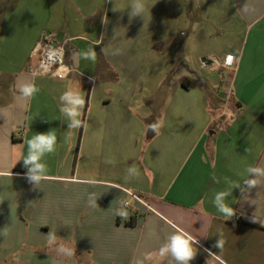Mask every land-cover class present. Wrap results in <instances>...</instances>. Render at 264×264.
<instances>
[{"label": "crops", "instance_id": "obj_1", "mask_svg": "<svg viewBox=\"0 0 264 264\" xmlns=\"http://www.w3.org/2000/svg\"><path fill=\"white\" fill-rule=\"evenodd\" d=\"M44 30L65 44L66 80L29 73ZM192 47L212 64L191 68ZM174 50L185 72L167 88ZM66 92L85 99L79 129ZM50 130V179L30 183L26 141ZM249 167L264 169V0H0V264H182L160 256L177 229L193 237L188 264H264V175Z\"/></svg>", "mask_w": 264, "mask_h": 264}, {"label": "clouds", "instance_id": "obj_2", "mask_svg": "<svg viewBox=\"0 0 264 264\" xmlns=\"http://www.w3.org/2000/svg\"><path fill=\"white\" fill-rule=\"evenodd\" d=\"M143 7V6H141ZM93 60H95V53L92 54ZM231 58V57H230ZM24 97H32L33 93L38 91L33 85L25 84L20 89ZM61 99L66 102V106L61 108L60 111L71 120L68 125L69 129H79L85 126L83 121L78 119L81 115V109L84 108L85 99L82 94H73L66 92L61 96ZM161 127V122L157 121L149 126L150 129L154 130L158 134V130ZM57 137L53 131L46 133H36L30 139L26 141L27 144V155L22 158L24 167L28 169L26 178L30 183L40 184L41 181L50 179L48 175V168L46 163L42 162L43 158L47 154L54 153L56 151ZM130 171L133 169H129ZM249 172H256L264 175V169L249 167ZM11 173H0V175H9ZM82 183L94 184L97 183L95 180L89 179L81 181ZM249 187L256 185V180L247 181ZM238 186V185H237ZM230 193L221 191L216 196V203L219 205L217 211L222 213L226 219H230L235 215L233 208L228 204L223 203L225 196ZM120 217L127 218L126 211L117 212ZM55 235L49 233L50 241L55 240ZM193 237L188 235L182 229H177L176 233L171 236L170 243L160 250V256H164L167 253L175 258L176 261L182 262V264H188V261L194 258L195 251L192 248L191 241ZM224 241L221 239L217 242L216 247L222 248ZM59 252L65 254V256L72 257L75 255V249L71 247H65L61 244Z\"/></svg>", "mask_w": 264, "mask_h": 264}, {"label": "built area", "instance_id": "obj_3", "mask_svg": "<svg viewBox=\"0 0 264 264\" xmlns=\"http://www.w3.org/2000/svg\"><path fill=\"white\" fill-rule=\"evenodd\" d=\"M31 57L37 58V64L29 69V73L34 77L49 76L66 80L74 72V69L66 62L65 44L57 42L48 30L43 31ZM232 64L233 62L230 65ZM19 137H24V133H21ZM125 192L130 199L143 202L133 191L125 190ZM130 204V200L124 201V206L128 207Z\"/></svg>", "mask_w": 264, "mask_h": 264}, {"label": "rangeland", "instance_id": "obj_4", "mask_svg": "<svg viewBox=\"0 0 264 264\" xmlns=\"http://www.w3.org/2000/svg\"><path fill=\"white\" fill-rule=\"evenodd\" d=\"M160 1H162V0H160ZM178 7H179V5H176L171 10L177 12L178 11ZM190 15H191V19H190V22H191L190 25L191 26L188 27V28H191V27H194V26H199L200 28L204 27L203 23H199V22L195 21V19L193 17V13H190ZM172 18L173 19H171V20H169V18H167L168 19V23H170V25H173V26L176 27V35L178 37H180L182 32L189 33V30H187L184 26H182V25L180 27L177 26L178 22H175V20H174V19H176L175 16H173ZM161 47H162V49H166L167 46L166 45H162ZM220 50H221V47H220ZM187 54H188V57H189V60H190V63H191L190 64L191 68H193L194 66H195V68H197V66H199L200 64L203 63V61H202L203 57H200L198 54H196L195 53V49H193V47L187 49ZM183 59H184V57L180 54V52L178 50H174L173 52H171V55L169 57V61H170L169 66H170L171 70H170V73L168 74V76L166 77V80H165V85H167V88L170 87V85L173 82L176 81V78L179 75H182L185 72V69L182 70V68H181V62L183 61ZM206 71H207L206 73L204 72V73L201 74L202 77L212 76L213 80H215V81L218 80V88L217 89L221 88V83L224 81V77H225L224 74H220L219 72H217V68H212V67L211 68H207ZM206 90H207L208 94L214 93L215 91H217V90H214V89L213 90H208L207 88H206ZM155 98H157V99H155V101L157 102V100L160 99L161 97L159 96V97H155Z\"/></svg>", "mask_w": 264, "mask_h": 264}, {"label": "water", "instance_id": "obj_5", "mask_svg": "<svg viewBox=\"0 0 264 264\" xmlns=\"http://www.w3.org/2000/svg\"><path fill=\"white\" fill-rule=\"evenodd\" d=\"M204 63H206L207 65H210L212 64L211 61L207 60V59H203ZM156 134V131L152 130V129H149L148 131V137L149 138H152L154 135Z\"/></svg>", "mask_w": 264, "mask_h": 264}, {"label": "trees", "instance_id": "obj_6", "mask_svg": "<svg viewBox=\"0 0 264 264\" xmlns=\"http://www.w3.org/2000/svg\"><path fill=\"white\" fill-rule=\"evenodd\" d=\"M182 85H183L184 87H186V88H189V87L191 86V82L188 81V80H184V81H182Z\"/></svg>", "mask_w": 264, "mask_h": 264}, {"label": "snow or ice", "instance_id": "obj_7", "mask_svg": "<svg viewBox=\"0 0 264 264\" xmlns=\"http://www.w3.org/2000/svg\"><path fill=\"white\" fill-rule=\"evenodd\" d=\"M231 62V58L229 57V63Z\"/></svg>", "mask_w": 264, "mask_h": 264}]
</instances>
